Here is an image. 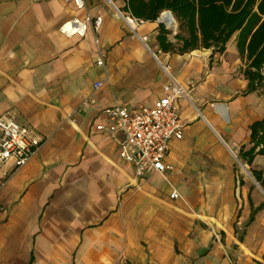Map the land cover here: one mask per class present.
Listing matches in <instances>:
<instances>
[{"label":"crops","instance_id":"obj_1","mask_svg":"<svg viewBox=\"0 0 264 264\" xmlns=\"http://www.w3.org/2000/svg\"><path fill=\"white\" fill-rule=\"evenodd\" d=\"M113 2L0 0V116L44 140L0 174V264H264V189L252 174L262 145L247 156L264 87L249 89L236 35L224 52H166L160 18L132 28ZM88 14L103 18L98 30L60 31ZM166 28L176 42L178 23ZM171 76L189 90L176 100L183 137L169 143L171 170L138 176L120 155L123 133L97 126L108 107L153 106Z\"/></svg>","mask_w":264,"mask_h":264},{"label":"built area","instance_id":"obj_2","mask_svg":"<svg viewBox=\"0 0 264 264\" xmlns=\"http://www.w3.org/2000/svg\"><path fill=\"white\" fill-rule=\"evenodd\" d=\"M73 2L77 8L83 9L88 0H67ZM114 5V0H109ZM133 28L142 20L124 16L118 12ZM103 18L92 17L88 14L84 19L74 17L60 27V31L67 35L84 36L90 27L98 30ZM97 43L99 42L96 39ZM99 66L104 65V54L99 52L97 58ZM170 72V67H165ZM101 83L96 85L100 87ZM170 94L160 97L153 106L143 107L132 111L123 106H112L103 110V115L109 121L108 125L97 126L98 130L111 133H123L120 143L121 157L135 166L138 176H145L153 172L165 173L172 166L165 162V157L172 139L183 137L184 123L180 116L176 100L189 98V90L180 84L173 76L167 85ZM44 140L28 125L19 123L12 113L0 116V174L8 175L4 169L11 166L17 169L27 164L43 145ZM129 148L134 153H129ZM174 198L179 193H172Z\"/></svg>","mask_w":264,"mask_h":264},{"label":"trees","instance_id":"obj_3","mask_svg":"<svg viewBox=\"0 0 264 264\" xmlns=\"http://www.w3.org/2000/svg\"><path fill=\"white\" fill-rule=\"evenodd\" d=\"M121 10L132 18L155 21L171 11L178 23L176 42L169 40L171 31L159 24L160 47L166 52L188 53L197 49L224 52L236 35L238 51L246 59L245 77L249 89L264 87V0H123ZM254 146L248 152V164L254 159L255 147L264 155V118L252 125ZM264 189V167L252 170Z\"/></svg>","mask_w":264,"mask_h":264},{"label":"bare ground","instance_id":"obj_4","mask_svg":"<svg viewBox=\"0 0 264 264\" xmlns=\"http://www.w3.org/2000/svg\"><path fill=\"white\" fill-rule=\"evenodd\" d=\"M162 20L168 25V26H174L173 19L169 14H164L162 17Z\"/></svg>","mask_w":264,"mask_h":264},{"label":"water","instance_id":"obj_5","mask_svg":"<svg viewBox=\"0 0 264 264\" xmlns=\"http://www.w3.org/2000/svg\"><path fill=\"white\" fill-rule=\"evenodd\" d=\"M164 14H169L170 16H171V18H173V22H174V16H173V14H172V12L171 11H166V12H164V13H162V15H161V17H160V19H161V22H163L167 27H169L163 20H162V17L164 16ZM175 29H177V27H175Z\"/></svg>","mask_w":264,"mask_h":264},{"label":"rangeland","instance_id":"obj_6","mask_svg":"<svg viewBox=\"0 0 264 264\" xmlns=\"http://www.w3.org/2000/svg\"><path fill=\"white\" fill-rule=\"evenodd\" d=\"M172 19H173V18H172ZM173 23H174V26H171V25H170L169 28L172 29V30H175L174 28L177 27V22L174 20ZM246 169H247V167H246ZM242 170L245 172V170H244L243 168H242ZM247 170H248V169H247ZM256 187H257V186H256ZM257 188H258V187H257ZM258 189H259V188H258ZM259 190H260V189H259Z\"/></svg>","mask_w":264,"mask_h":264}]
</instances>
